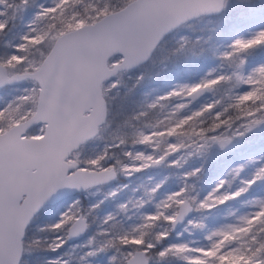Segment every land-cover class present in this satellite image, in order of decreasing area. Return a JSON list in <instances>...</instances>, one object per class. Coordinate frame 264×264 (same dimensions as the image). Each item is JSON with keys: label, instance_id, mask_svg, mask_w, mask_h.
<instances>
[{"label": "snow or ice", "instance_id": "obj_1", "mask_svg": "<svg viewBox=\"0 0 264 264\" xmlns=\"http://www.w3.org/2000/svg\"><path fill=\"white\" fill-rule=\"evenodd\" d=\"M228 6L229 0H0V88L30 84L0 104V264H29L32 253H56L89 228L98 204L82 208L75 200L41 229L50 239L30 234L33 218L58 190H87L118 172L160 165L179 170L176 189L158 191L164 181L146 189L134 207L149 209L127 226L109 213L73 245L83 250L81 264H264V195L247 196L264 184V151L229 167L209 190L201 187L210 159L264 136V20L217 45L218 64L199 79L146 97L110 129L109 92L119 77L149 60L178 25ZM257 13L264 16V0H247L241 20ZM18 22L24 30L9 38ZM93 138L105 147L82 162L79 149ZM189 160L200 163L186 167ZM233 201L244 210L232 209ZM226 205L227 215L210 225ZM72 259L60 252L45 264Z\"/></svg>", "mask_w": 264, "mask_h": 264}, {"label": "rangeland", "instance_id": "obj_2", "mask_svg": "<svg viewBox=\"0 0 264 264\" xmlns=\"http://www.w3.org/2000/svg\"><path fill=\"white\" fill-rule=\"evenodd\" d=\"M257 3L260 0H256ZM247 0H229L228 8L222 13L216 15V17L207 20H200L201 22H207L212 20L214 25H222L232 18L236 17L237 13H242L245 11ZM250 17L251 15H247ZM246 16V18H247ZM255 16V19H258L255 23L249 24L247 28L257 26L261 20H264V16L261 14H252ZM196 19V18H195ZM194 20V19H193ZM186 22L185 24L179 25L177 28L173 30V32L167 37V41L164 38L161 42L160 46L154 50L152 56L149 60L141 63L138 66H135L131 69L126 70L120 77V83L117 84L116 87L112 88L109 92V107L113 106L115 111L120 112V107L123 104L125 98L130 95L137 87L144 86L148 83L149 78L154 75V69L157 66L158 61H160L164 56V53L167 51L169 45H180L184 39L190 41L191 30L193 28L192 21ZM241 21L239 17L236 18L235 21L232 22L234 24L235 29L233 33L229 36L231 39L234 35H236L239 31H243L245 28L242 25H239ZM26 22V21H25ZM200 22V23H201ZM236 22V24H235ZM24 30V28H23ZM22 30V31H23ZM21 31V32H22ZM20 32V33H21ZM183 38V39H182ZM167 42H169L167 44ZM143 75V78L137 83V78L140 75ZM204 75V73L202 74ZM200 75V76H202ZM200 76H193L190 78H184L176 81H170L168 84L155 87L153 89V93L148 95V99L151 98L152 95L162 94L164 91L171 88L174 84L178 82H188L194 81L200 78ZM117 76H113L111 80H116ZM110 81L106 82L109 83ZM30 84L28 82H19L13 85H9L3 88H0V104H3L5 101L10 99L13 95L17 94L19 90L29 87ZM147 95V94H146ZM117 112V113H118ZM118 116V115H117ZM116 116V117H117ZM114 125V124H113ZM113 125H110V129L113 128ZM264 136H254L246 141H251L252 139H262ZM245 142V141H244ZM243 142V143H244ZM241 145V144H240ZM238 145V146H240ZM235 147V148H238ZM105 147V141L99 138H93L86 142L79 149V158L83 162L89 158H95V156L103 151ZM143 146H137V148H142ZM150 150V149H149ZM234 148L229 149L225 154L232 152ZM236 151V149L234 150ZM262 151H264V147L259 149H252L250 152H247L245 159L258 156ZM117 154L118 150H117ZM115 157L112 160H109V163L114 162ZM213 159H210L205 165V176L208 177V180L201 181V187L207 191L210 189L213 181L216 177L222 176L223 173L217 171L215 167L209 168V164H213ZM243 161V160H241ZM240 161V162H241ZM199 160H189L185 165L186 167H193L199 165ZM251 165L246 171L251 170ZM179 170L174 167H167L164 165L155 166L152 168L145 169L139 173H133L132 175H125L122 172H118L116 179L111 182H107L102 185L92 186L87 190H81L77 193H73L70 195H66L59 200H57L53 204H46L43 208L36 214L33 218L32 222H34V228L31 235L35 237L39 236L42 238H51L52 233L49 231H41V229L46 228L47 225L54 223L60 216L62 212H64L67 207L72 204L73 201L79 200L81 202L82 208H87L90 205L98 204V207L92 209L90 214L88 215V220L90 225L92 222H95L94 227H90L87 231L73 241H67L62 249L58 250V252L53 253L48 250L39 249L36 252V258H32L30 260V264H45V261L53 256L58 255L60 252H72L73 259L70 261V264H81V262L77 259L79 255L82 254L83 250L80 248H76L73 251V245L83 244L94 232L98 230L100 226H102V222L105 217L112 213L116 216V219L119 220L124 225H129L136 222V219L139 214L147 211L150 207L149 204H145L143 207L137 209L134 207V202L137 199L143 198L145 194V190L151 188L156 183L164 181L161 185V188L158 191L166 192L175 190L177 186V175L176 173ZM245 173H241L244 175ZM167 177V179H165ZM264 195V184H257L253 187V189L247 194L248 198H252L255 196ZM121 204H127V211H122L120 209ZM232 209H240L243 211L244 209L241 207L240 202L233 201L231 202ZM228 206H223L217 210L216 213L213 214V217L209 219L208 223L210 225L219 223L228 213ZM67 258V257H65Z\"/></svg>", "mask_w": 264, "mask_h": 264}, {"label": "trees", "instance_id": "obj_3", "mask_svg": "<svg viewBox=\"0 0 264 264\" xmlns=\"http://www.w3.org/2000/svg\"><path fill=\"white\" fill-rule=\"evenodd\" d=\"M236 17L232 18L230 21L222 24V25H214L212 20L207 22H201L200 20H207L216 17L213 16H204L201 18H196L192 21L193 28L191 30L190 41L185 46V50L180 53L173 54V50L178 48L179 45H169L167 51L164 53V57L158 61L157 66L154 69V75L149 78V82L144 86L137 87L134 92L125 98L123 104L121 105L120 112L115 111L114 107H110V119L112 120L113 128L116 124L124 119V117L128 114H131L135 111L138 105L148 98L150 93H153V89L155 87H160L168 84L170 81H176L184 78H190L193 76H200L203 73L207 72L210 68L216 66L218 64V57L214 54L213 49L217 45H221L223 43L228 42L229 36L233 33L235 26L232 24L233 21L236 20L237 17L241 20V13H237L234 15ZM258 19H255V16L245 17L243 21H239V25L247 28L249 24H253ZM201 22V23H200ZM236 24V22H235ZM23 23L18 22L17 26L12 30L9 34V38L15 36L23 30ZM173 32V31H172ZM168 33L164 38L166 41L167 37L172 33ZM209 37L211 39L209 40ZM197 38H200L199 41ZM187 40V39H186ZM169 42H167L168 44ZM203 47L205 50L200 52V48ZM195 49V51L200 52L199 55L193 56L189 49ZM3 44L0 43V52H2ZM147 94V95H146ZM118 112V113H117ZM118 115V116H117ZM117 116V117H116ZM264 147V138L262 139H252L251 141H245L242 143L236 151L229 152L227 154L221 153L219 156L215 157L213 160V164H209V168L215 167L217 171L224 172L231 166L239 163L241 160H244L247 152H250L255 148H263ZM212 166V167H211ZM209 178L205 176L204 179L208 180ZM253 189V188H252ZM251 189V190H252ZM250 190V191H251ZM239 202V201H238ZM34 222H31L30 225V234L33 232ZM95 222L91 223V228L94 227ZM32 258H36V254L32 253L29 262ZM30 264V263H29Z\"/></svg>", "mask_w": 264, "mask_h": 264}, {"label": "water", "instance_id": "obj_4", "mask_svg": "<svg viewBox=\"0 0 264 264\" xmlns=\"http://www.w3.org/2000/svg\"><path fill=\"white\" fill-rule=\"evenodd\" d=\"M179 26V25H178ZM177 26V27H178ZM176 27V28H177ZM174 30V29H173ZM173 30H171V31H173ZM170 31V32H171ZM169 32V33H170ZM168 34V33H167ZM166 34V35H167ZM165 35V36H166ZM117 177V175L113 178V179H115ZM106 183V182H105ZM77 191H79V190H77V189H61V190H58V192L56 193V194H54L50 199H49V201H47L45 204H47V203H54V202H56L58 199H60L61 197H63V196H65V195H68V194H72V193H75V192H77ZM83 234V233H82ZM81 234V235H82ZM80 235V236H81ZM80 236H78V237H80ZM78 237H75V238H70L69 239V241H73V240H75V239H77Z\"/></svg>", "mask_w": 264, "mask_h": 264}, {"label": "flooded vegetation", "instance_id": "obj_5", "mask_svg": "<svg viewBox=\"0 0 264 264\" xmlns=\"http://www.w3.org/2000/svg\"><path fill=\"white\" fill-rule=\"evenodd\" d=\"M117 174H118V173H117ZM115 179H116V178H115ZM113 180H114V179H112V180H110V181H107V182H111V181H113ZM107 182H106V183H107ZM103 184H105V183H103ZM100 185H102V184H100ZM95 186H96V185H95ZM79 191H81V190H79ZM79 191H77V192H79ZM77 192H75V193H77ZM72 194H73V193H72ZM68 195H70V194H68ZM65 196H66V195H65ZM63 197H64V196H63ZM61 198H62V197H61ZM58 200H59V199H58ZM54 203H55V202H54ZM47 204H53V203H47ZM45 205H46V204H45ZM45 205H43V206H45ZM43 206H42V208H43ZM42 208H41V209H42ZM41 209H40V210H41ZM40 210H39V211H40ZM87 220H88V217H87ZM88 223H89V228H90L91 225H90L89 220H88ZM86 231H87V230H86ZM86 231H85V232H86ZM85 232H84V233H85ZM84 233H83V234H84ZM83 234H82V235H83ZM37 237H39V236H37ZM39 238H41V237H39ZM41 239H42V238H41ZM68 241H69V240H68Z\"/></svg>", "mask_w": 264, "mask_h": 264}]
</instances>
